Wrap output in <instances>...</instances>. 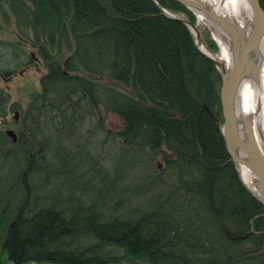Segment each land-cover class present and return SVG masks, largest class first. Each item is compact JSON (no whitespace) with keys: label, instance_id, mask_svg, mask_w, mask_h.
<instances>
[{"label":"trees","instance_id":"trees-1","mask_svg":"<svg viewBox=\"0 0 264 264\" xmlns=\"http://www.w3.org/2000/svg\"><path fill=\"white\" fill-rule=\"evenodd\" d=\"M11 16L46 73L18 147L0 131V174L16 166L15 181L0 175V264H264V208L220 132V75L184 24L153 0H0V19ZM8 104L0 89V119ZM99 108L124 123L110 172L112 136L103 130L92 153L84 130ZM142 195L146 208L131 200Z\"/></svg>","mask_w":264,"mask_h":264},{"label":"water","instance_id":"water-1","mask_svg":"<svg viewBox=\"0 0 264 264\" xmlns=\"http://www.w3.org/2000/svg\"><path fill=\"white\" fill-rule=\"evenodd\" d=\"M159 11L166 17L184 24L194 37L197 49L216 68L220 75L219 104L221 114L220 132L224 140L226 151L238 173V167H246L253 175L258 195H254L241 181L248 192L264 208V152L260 149L248 119H240L237 112V103L240 88L248 77L255 78L257 66L255 58L264 39V11L260 0H244L250 12V30L247 34L237 29L232 22L218 15L212 8L201 1L171 0L175 1L192 13L197 10L205 14L212 25L225 37L229 54V64L206 56L199 46L201 44L200 32L195 25L186 18L168 13L158 2L153 0ZM16 119V117H15ZM7 135L15 141L12 132Z\"/></svg>","mask_w":264,"mask_h":264},{"label":"rangeland","instance_id":"rangeland-1","mask_svg":"<svg viewBox=\"0 0 264 264\" xmlns=\"http://www.w3.org/2000/svg\"><path fill=\"white\" fill-rule=\"evenodd\" d=\"M164 9L172 14L185 18L181 13L173 12L166 8ZM19 31L20 29L16 26L15 19L12 16L7 23H4L0 19V89H2L9 96V104L6 116L4 117V119H0V131H3L10 140H12V138L7 135L6 132H12L15 141H12L11 145H13L14 148L18 147V133L21 131V125L24 121L25 112L28 109L31 97L40 90L39 79L46 73L44 62L40 58L37 47L31 40V32L25 31L27 32V35L22 36ZM199 32L201 35V44L205 48V41L207 38L215 43V48L213 50H209L208 48L206 49L209 52L216 54L218 52V46L215 40L212 38L210 29H208L204 25H201L199 27ZM97 80L101 83L107 82V80L99 78ZM107 83L110 82L108 81ZM115 85L119 88L125 89V87L120 84ZM11 104H14L15 106L11 107ZM91 117H94V119L92 120ZM87 118L89 120H87ZM87 118L83 119L86 122L84 130H87V133L90 132L91 134H94V143L103 135V130L113 138L111 139L113 143L108 144L105 148L106 153H104V156L105 159L107 157V161H104L102 164V166H105L104 168H106L110 172L111 168H109L110 166L108 165V160L110 161V157H114V152L117 153L116 149L114 148L113 134L118 132L123 127L124 123L122 119H120L116 114L104 111L102 108H99V110H95L91 114V116H87ZM97 119L102 120L100 128L98 130L95 129L99 124L98 122H96ZM89 121L92 122L93 127H88ZM73 127H75V129L73 130L74 133L76 132V135L72 138L73 142L77 141L79 143H83L84 140L88 138L85 135L86 133H84L83 129L80 126L76 125ZM73 127H71V131ZM55 137L56 134L53 133L51 139H55ZM96 144L97 143L94 144V148L92 146L89 148L90 152L92 151L93 153V151H96V149L100 150ZM56 152L58 153L57 155H59V151L57 149ZM50 163L53 165L55 163V160H50ZM111 164H114V161H112ZM157 166H159V169L161 170L163 167L162 162L157 161ZM15 167L16 166H12L9 161L7 162L6 168L2 170V174H0L3 181H6L8 183L15 181ZM129 173L131 172L128 171L124 174L125 176L123 175L124 177L121 180V185L130 184V182H132L131 176L127 175ZM142 196L139 198L131 197V200L135 202V205H140V207L146 208V200L148 197Z\"/></svg>","mask_w":264,"mask_h":264},{"label":"bare ground","instance_id":"bare-ground-1","mask_svg":"<svg viewBox=\"0 0 264 264\" xmlns=\"http://www.w3.org/2000/svg\"><path fill=\"white\" fill-rule=\"evenodd\" d=\"M207 4L218 15L226 18L233 23L239 30L247 34L250 30V12L244 0H194ZM195 15V27L199 31L201 25L206 26L211 31L212 38L218 46V52L213 54L209 52L202 44L200 50L206 56L224 62L225 66L229 64V54L224 35L215 28L208 17L197 11L192 10ZM170 13V12H168ZM257 74L255 78H246L240 88L237 112L240 119L246 118L250 122L251 129L260 149L264 152V39L258 49L255 58ZM238 173L244 185L254 194L258 195L256 184L252 173L244 166L238 167Z\"/></svg>","mask_w":264,"mask_h":264}]
</instances>
